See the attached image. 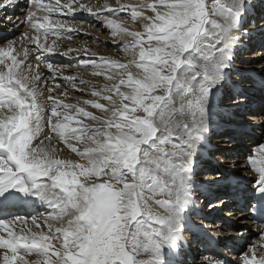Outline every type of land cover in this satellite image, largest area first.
<instances>
[{
  "label": "snow or ice",
  "instance_id": "obj_1",
  "mask_svg": "<svg viewBox=\"0 0 264 264\" xmlns=\"http://www.w3.org/2000/svg\"><path fill=\"white\" fill-rule=\"evenodd\" d=\"M18 2L0 0V11ZM30 3L20 21L30 31L0 40V264H181L171 255L194 209L196 157L210 130L212 98L224 86L240 40L235 33L247 34L252 5L117 0L114 8L105 0L94 10L78 0ZM65 9L130 12L131 26L104 17L125 58L93 61L92 75L106 83L76 103L65 102L67 90L53 95L60 86L47 87L39 56L31 62L33 52H59L60 30H77L53 19ZM3 22L15 26L10 15ZM72 51L79 50L60 54ZM45 68L63 75L51 63ZM65 79L75 87L74 77ZM59 145L77 158H63ZM247 163L256 173L261 223L240 261L264 264V145ZM36 201L53 211L14 214Z\"/></svg>",
  "mask_w": 264,
  "mask_h": 264
},
{
  "label": "bare ground",
  "instance_id": "obj_2",
  "mask_svg": "<svg viewBox=\"0 0 264 264\" xmlns=\"http://www.w3.org/2000/svg\"><path fill=\"white\" fill-rule=\"evenodd\" d=\"M136 0H119L120 4H130L131 2ZM67 2V0H61V4ZM77 0H73V5L76 6ZM79 3H84L88 6L93 7L95 10L98 6L102 7L105 3V0H78ZM109 5H111L114 8L118 7L117 0H107ZM44 3L47 4L48 0H44ZM248 3L252 5V8L249 11V14L245 17V20L247 23L245 24V28L247 29V34H244L243 32H237L235 35L240 37L239 42L234 46L233 49V59L231 61V66L227 71V76L225 78V83L222 88V90L216 94L212 98L211 107H210V113H209V124H210V130L206 134L207 139L203 143V145L200 147L198 157H201L200 163H197V167L195 168V178L200 177L202 184L204 185V188H211V196L209 199L206 198L205 202L209 203L212 200V203L210 204L211 208L212 206H218L219 201L225 202V198H221L220 194H223L224 190L220 189V184H218V181L220 180H235L236 178H241V181H238V186H241L242 183L245 184V187L249 190L255 189V180H256V173H254L250 166L247 163L248 157L253 156L257 153V150L260 145L257 144V141L254 140V138L248 134L247 138L245 139V142L240 148L239 154L236 156L234 160L230 159V153L235 148L238 147L235 143V138L238 137V133L240 130H227L226 127L230 128L232 126H241V122L237 121H230L231 118L225 117V115H220L221 113H225L227 111V108L231 106L232 108L235 107L238 116L242 114H249L251 113L252 108L256 109L258 105L256 104H250L248 101H243L241 98H237L234 96V100H225L233 98L234 92L237 94V90L235 87L231 86V89L228 85L232 84L234 86H239L241 88H247L251 87V83H255L257 85L264 86V62L262 64L256 66L254 64L257 59L261 56H264V21L260 22V26H256L255 22L259 20L260 17L262 19L264 18V0H248ZM31 9V3L30 0H19L18 5L15 6L13 9H8L5 11H0V40L8 39V40H14L21 37V34L24 32L30 31L26 23H20V21H23L25 18V15L27 11ZM17 12V13H16ZM127 10L124 12H116L114 14H109L107 9H104L103 11L99 12L97 15H92L88 13L87 11L78 10L74 13H67V10H64V13H53V19H60L62 21H67L71 25H73L77 30L76 31H68L67 29L60 30V34L63 35L64 41H57L59 45V52L57 53H45L41 51L33 52L31 55V62L35 65L37 63V60L35 57L39 56V64L40 69L44 72V78L47 79V87L48 88H54L56 85H59V89H57V92L53 93V95L58 94L59 92H62L64 90L68 91V97L65 99L64 97H61V99H65V102L67 103H76L78 100L83 101L86 95H90L91 92V86L94 80V76L91 74V63L94 61L96 63H101V57L106 58H113L112 54L107 51H99L96 49V46L98 45L95 40H99L98 37H100L95 34V31H93V28L95 26H98L99 24H104V17L114 18L116 16H122L123 14H127ZM5 15H10L13 17V20L15 21V26L13 25H6L3 22V17ZM39 15V14H38ZM260 15V16H259ZM252 17V20L250 17ZM70 37V38H68ZM55 37L51 36L49 37L48 43L51 44L52 40H54ZM103 39V38H102ZM25 43H27L25 41ZM254 43V44H253ZM104 44H110L108 41L103 39V45ZM29 49L35 48V45L28 44L27 45ZM72 48L79 51H72L69 53V55L64 56L61 55L60 52L66 51L67 49ZM111 52V51H110ZM92 53H95L96 55H92ZM46 63H51L54 65V67H57L62 70L63 75H58L56 77H52V74L45 68ZM49 72V74L47 73ZM65 77H74L75 78V87L72 86V83L69 82ZM55 80L54 84H51L52 80ZM83 80L87 82L86 84H79V82ZM239 82V84H237ZM94 84V83H93ZM88 88H87V87ZM229 90V91H227ZM252 90V89H251ZM215 91V90H214ZM243 91V90H242ZM249 93V92H248ZM85 96H82L84 95ZM262 95V94H261ZM225 100V101H223ZM239 104V105H237ZM248 105V107H247ZM251 105V106H249ZM254 105V107H253ZM90 111H95L88 108ZM231 110V109H230ZM259 111H256L254 113H258ZM261 112V111H260ZM252 120V123H255V126H264V114H260L258 116H252L250 121ZM87 122V121H86ZM262 122V123H261ZM234 123V125H230ZM261 123V124H260ZM260 124V125H259ZM261 129V128H260ZM222 130L221 135L216 137L215 141L217 144L215 145L216 148L219 146L222 148H231V149H221V150H210L209 147V135L214 134L215 132H220ZM229 131V132H227ZM255 132V131H254ZM251 133V131H250ZM220 134V133H217ZM232 135L231 140L229 139V136ZM229 139V143L227 142ZM226 143V144H222ZM236 145V146H235ZM258 145V146H257ZM257 146V147H256ZM59 147L63 148V151L60 153V155L63 158H70V159H76L74 153H72L69 149L65 148L63 145H59ZM214 147V148H215ZM252 153V154H251ZM207 154H209L208 158H213L215 161L213 164L209 161H202V157L204 158ZM237 163V164H235ZM210 166H213L215 169H211ZM228 169V171H227ZM212 170V174H211ZM237 171V173L235 172ZM236 173L238 177H235L236 175H233V173ZM217 175V176H214ZM205 180L212 181L211 184L205 183ZM218 180V181H217ZM217 181V182H216ZM218 200V201H216ZM35 208L31 210V213L28 216L36 215V214H42L44 216H47L50 212L53 211V209L49 208L46 204H41L39 201H36L35 204H32ZM29 206V205H27ZM30 211L28 208L23 206L18 213L21 216L27 215V212ZM224 216H230L229 219L231 220H237L234 224H229L223 219L216 218L215 214L209 218L211 220H217V223L212 225L210 229H206L209 231L210 234H220V237L225 236L229 231L228 226L231 229V232H233L234 240H232L230 243H232L233 246H236L239 241L241 243L244 241L246 243V239L248 238V235L255 234L257 236L256 230H250L249 227L245 226L244 223H247V220H244L243 217H245L246 213H243V209H238L237 212L232 214V212H229V210H225ZM233 211V210H231ZM209 217V216H208ZM249 223V222H248ZM211 226L210 224H207V227ZM185 233V232H184ZM238 233H242L243 236L237 235ZM230 234V233H229ZM188 235L185 234L184 238ZM258 237V236H257ZM183 238V239H184ZM258 239V238H255ZM197 239L194 237V241ZM192 244L190 243L187 246L188 252H191ZM243 247V245H241ZM166 251V250H165ZM168 251V250H167ZM201 251V250H199ZM243 252L238 250L237 256H233L232 259L234 261L232 264L237 263L241 264L240 257L243 255L241 254ZM198 254V252L196 253ZM192 254V255H196ZM174 255V254H173ZM193 256V257H194ZM172 258V256H171ZM186 264H194L192 261V258L187 257ZM200 264H207L206 261H204L203 257L200 258ZM190 262V263H188ZM196 264H199L197 262Z\"/></svg>",
  "mask_w": 264,
  "mask_h": 264
},
{
  "label": "rangeland",
  "instance_id": "obj_3",
  "mask_svg": "<svg viewBox=\"0 0 264 264\" xmlns=\"http://www.w3.org/2000/svg\"><path fill=\"white\" fill-rule=\"evenodd\" d=\"M136 1H133V2H131V3H135ZM17 13V12H16ZM260 16V15H259ZM129 17H130V12L128 11L127 12V14H123L122 16H116V17H114V18H116V19H120V20H123V21H125V22H127L128 23V25L129 26H131V21H130V19H129ZM250 17V19L252 20V17L251 16H249ZM264 21V18L262 19V17H260L259 18V20L258 21H256L255 22V25L256 26H260L259 25V23L260 22H263ZM93 31H95V34L97 35H99L100 37H98L99 38V40H95V42L98 44L97 46H96V49H98L99 51H107V52H109V53H111L112 54V56H113V58L112 59H117V60H123L124 58H125V53H124V51H123V47H122V45L121 44H119V43H114L113 42V40H112V37H111V30L110 29H108L106 26H105V24H99L98 26H95L94 28H93ZM62 37H63V35L62 34H60ZM97 35V36H98ZM105 39L106 41H108L110 44L108 45V44H104L103 45V39ZM60 41H64V38L63 39H60ZM254 44V43H253ZM111 51V52H110ZM262 62H264V56H261V57H259L258 59H257V61L254 63V64H256V66H258V65H260V64H262ZM91 69H92V72H93V68L91 67ZM48 74H49V72H47ZM92 74V73H91ZM92 80H94L93 81V83H92V85H103L104 83H106V80L104 79V77H102V76H100V77H97V76H94V79H92ZM55 83V80L53 79L52 80V82H51V84H54ZM79 84H80V82H79ZM237 84H239V82L237 83ZM233 87H235V89L237 90V94H236V92H234V95H233V98H230V99H225V100H227V101H229V100H234V96L235 97H239V98H241V100H245V101H248V103H250V104H256V105H258V107L256 108V109H254V108H252L251 107V109H252V111H251V113H249V114H242V115H240V116H238V114H237V111H236V108L235 107H231V106H229V109L226 111V114L225 113H221L220 115H225V116H227V117H229V118H231V120L230 121H235L236 123H237V121H240L242 124H241V126L240 127H238V126H235L234 125V123H232V124H229V127H230V125H234V127L236 128V129H232V127H230V128H228V127H226V129L227 130H230V129H232V130H237V128H240V129H242L243 130V132H244V134H243V138L241 139V138H238V137H236L235 138V143H236V145H238V147H235L232 151H231V153H230V159L231 160H234L235 158H236V156L239 154V151H240V148L242 147V146H240V145H243L246 141H245V139L247 138V136H248V134L249 135H251L253 138H254V140L255 141H257V144L258 145H264V126H255L254 124L255 123H252V120L250 121V119L252 118V116H258V115H260V114H264V86H259V85H257V84H255V83H251V87H247V88H241V87H239V86H234V85H232ZM87 87V86H86ZM229 87H230V89H231V86L229 85ZM88 88V87H87ZM92 89V88H91ZM252 89V90H251ZM243 90V91H242ZM227 91H229V90H227ZM249 92V93H248ZM262 94V95H261ZM82 96H85V94L84 95H82ZM85 98H89V99H91L92 97H91V95H86L85 96ZM225 100H223V101H225ZM237 105H239V104H237ZM249 106H251V105H249ZM247 107H248V105H247ZM253 107H254V105H253ZM231 109V110H230ZM256 111H259L258 113H254V112H256ZM261 111V112H260ZM98 114V113H97ZM260 125V124H259ZM261 128V129H260ZM250 131H251V133H250ZM255 131V132H254ZM227 132H229V131H227ZM220 134H216V132L214 133V134H211V136L209 135V147H210V150H212V149H214V150H221V149H224V150H229V149H231V148H222V147H218V148H216L215 147V145L217 144L216 142H214L215 141V139H216V137H218L219 135H221V133H222V130H220V132H219ZM235 133H239V132H235ZM231 138H232V135H230L229 136V139L231 140ZM234 138V137H233ZM232 138V139H233ZM229 139H227L228 141V143L230 142L229 141ZM247 143V142H246ZM245 143V144H246ZM222 144H226V143H222ZM235 145V146H236ZM257 145V146H258ZM256 146V147H257ZM215 147V148H214ZM252 154V153H251ZM209 155L207 154L204 158H202L203 160L202 161H210L212 164H213V162L215 161L213 158V160H208L207 159V157H208ZM200 160H201V157H198L197 158V161L200 163ZM213 161V162H212ZM197 162V163H198ZM235 164H237V163H235ZM214 165V164H213ZM197 167V166H196ZM211 167V169H215L213 166H210ZM227 171H228V169H227ZM236 173H237V171H235ZM233 173V175H236L235 177H238V175L236 174V173ZM211 174H212V170H211ZM214 176H217V175H214ZM218 181V180H217ZM216 181V182H217ZM221 181H224V180H221ZM211 182L212 181H208V180H205V183H207V184H211ZM216 201H218V200H216ZM224 213V212H223ZM221 215H222V213L221 214H219V217H221ZM225 215V214H224ZM244 218V220H248V218L247 217H243ZM237 221V220H236ZM235 221V222H236ZM207 224H210L211 223V221H207L206 222ZM248 225V224H247ZM255 238H258L255 234H252V235H248V238L246 239V243H244V241L241 243V245H243V247L241 248V252H243L242 254H244L245 252H247L248 251V248H247V245H249V244H251L253 241H255V240H257V239H255ZM193 245V244H192ZM192 249V248H191ZM191 252H193L194 254H196L197 252H196V250H191ZM196 252V253H195ZM192 253V254H193ZM241 254V253H240ZM241 254V255H242ZM194 256V255H193ZM195 256H197V254L195 255ZM194 256V257H195ZM200 257V256H199ZM199 257L197 256L196 258H195V260L197 259V261L196 262H193L194 264H196L197 262H199V264H200V261L198 260L199 259ZM202 257V256H201Z\"/></svg>",
  "mask_w": 264,
  "mask_h": 264
}]
</instances>
